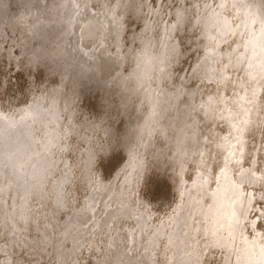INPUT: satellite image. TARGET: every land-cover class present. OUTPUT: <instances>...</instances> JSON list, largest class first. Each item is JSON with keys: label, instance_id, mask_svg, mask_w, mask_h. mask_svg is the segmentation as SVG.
Segmentation results:
<instances>
[{"label": "rangeland", "instance_id": "374dc122", "mask_svg": "<svg viewBox=\"0 0 264 264\" xmlns=\"http://www.w3.org/2000/svg\"><path fill=\"white\" fill-rule=\"evenodd\" d=\"M0 264H264V0H0Z\"/></svg>", "mask_w": 264, "mask_h": 264}]
</instances>
